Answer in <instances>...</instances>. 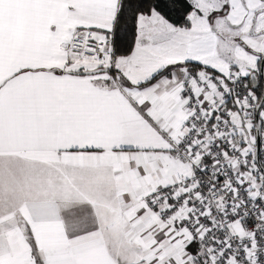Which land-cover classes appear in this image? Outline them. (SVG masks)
I'll return each instance as SVG.
<instances>
[{"label": "snow or ice", "instance_id": "snow-or-ice-1", "mask_svg": "<svg viewBox=\"0 0 264 264\" xmlns=\"http://www.w3.org/2000/svg\"><path fill=\"white\" fill-rule=\"evenodd\" d=\"M0 264H264V0H0Z\"/></svg>", "mask_w": 264, "mask_h": 264}]
</instances>
